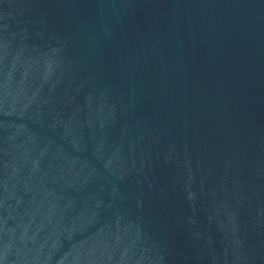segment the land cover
<instances>
[{
	"label": "water",
	"instance_id": "obj_1",
	"mask_svg": "<svg viewBox=\"0 0 264 264\" xmlns=\"http://www.w3.org/2000/svg\"><path fill=\"white\" fill-rule=\"evenodd\" d=\"M0 264H264V0H0Z\"/></svg>",
	"mask_w": 264,
	"mask_h": 264
}]
</instances>
